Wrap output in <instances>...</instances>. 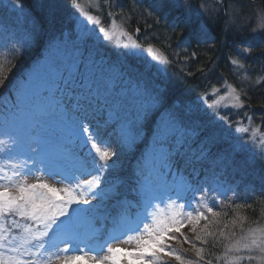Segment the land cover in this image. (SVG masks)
<instances>
[{"label":"trees","instance_id":"trees-1","mask_svg":"<svg viewBox=\"0 0 264 264\" xmlns=\"http://www.w3.org/2000/svg\"><path fill=\"white\" fill-rule=\"evenodd\" d=\"M9 2L0 0V62L5 63L7 75L0 86V129L17 119L27 117L26 124L33 120L39 124L50 113L64 112L79 123L87 122L109 143L116 155L110 161L112 167L105 181L120 178V192L127 186L133 190L129 198L135 199L133 185L141 184L145 177H151L155 187L159 180L181 186L197 203L206 193L213 210L220 213L218 217L206 213L209 220L219 221L210 224L209 231L216 232L220 243L214 246L211 237L207 245L196 240L208 221L201 220L192 236L184 231L196 247L205 249V259L198 264H206L209 259L212 264H223L216 257L224 252L225 241L219 231L225 224L228 226L225 232L235 231L237 236L239 217H246L245 230L257 223L264 226V156L251 142L246 143L250 132L235 130L237 121L249 128L264 125V82L256 83L257 77L264 75V31L257 36L253 34V0H222L223 7L210 9L203 15H188L186 9L172 0H99L97 15L102 18V24L115 20L132 34L139 29L137 36L134 35L138 42L155 46L170 61L162 70L108 43H95L90 37L79 41L74 30L72 0H54L55 29L48 23L46 13L36 7V0H19L22 11L12 6L13 1ZM34 22L41 32L38 41L31 43L28 38ZM202 27L206 32L201 31ZM13 45L21 48L15 56ZM55 45H63L70 52L71 58L66 63L74 69L56 68L57 76L43 70L46 79L41 87H30V77ZM244 47H250L252 54L245 56ZM232 57L241 59L245 68L233 66ZM224 83L242 90L245 101L243 108L219 110L229 117L231 125L217 120L214 110L200 102L213 88ZM160 89H164L167 103L153 113L151 121L139 135H134L131 144L126 143L122 123L127 125V131L135 133L139 126L138 112ZM173 106L180 118L162 144L154 137L153 130L157 125L163 127L169 118L166 110ZM193 114L198 122L215 126L221 138L220 150L235 148L229 157H200L198 142L186 139L184 132ZM248 116L252 117L251 122ZM260 134H264V126L257 139ZM71 137L61 135L77 154L86 159L95 156L94 153L88 156L90 146L80 145L78 138L73 141ZM165 156L171 159L166 162ZM217 200L225 203H216ZM237 204L248 206L236 208ZM197 205L193 203L194 210ZM233 219L237 220L236 225L232 224ZM184 244L170 246L185 259L197 261L193 244ZM242 254L256 256L255 252ZM167 264L178 261L174 259ZM242 264L258 263L246 260Z\"/></svg>","mask_w":264,"mask_h":264},{"label":"snow or ice","instance_id":"snow-or-ice-1","mask_svg":"<svg viewBox=\"0 0 264 264\" xmlns=\"http://www.w3.org/2000/svg\"><path fill=\"white\" fill-rule=\"evenodd\" d=\"M222 2V0H219ZM90 5L95 6L97 12L100 11L99 0H89ZM12 6L18 10H23V4L19 0H13ZM36 7L42 13H46L48 23L55 29L57 17L54 0H36ZM72 7L79 13L89 25L98 27L99 33L103 34L105 40H110L111 35L109 29L102 25V18L93 14L86 9L81 0H72ZM113 13H109L112 16ZM257 27L253 28V32L264 31V10L257 12ZM114 23V22H113ZM95 28L84 29L82 26L83 37H89ZM139 29H137V32ZM202 32H206L205 28H201ZM41 29L34 22L29 41L35 43L38 41ZM128 43H124V48H141V44L131 36L128 37ZM15 56L21 51V48L13 45ZM153 54V59L168 64L170 61L162 53L153 52V46L148 45L146 49ZM245 56L252 54L250 47H244ZM195 55V54H193ZM230 62L237 69H244L245 64L241 59L232 57ZM10 64V61L8 62ZM7 71H11L9 67ZM247 78V73H245ZM7 80L5 75V63L0 62V86ZM264 82V75H260L256 79V83ZM225 95H219V90L213 88L211 95L217 97L211 102L205 100L208 109H212L213 115L219 121L231 125L227 115L220 114L222 102L226 99L231 103L223 104L224 108L240 109L245 106L241 92L232 84L227 85ZM247 95V93H243ZM167 103L164 89H160L151 96V102L138 112V127L135 133L129 132L125 136V142L131 144L134 135H139L143 128L151 121L153 113L159 111ZM168 120L163 123V127L157 125L153 130V135L159 143H165L177 124L178 115L174 106L168 108ZM247 115V114H246ZM190 123L184 126L186 139L198 142L199 155L202 158H217L220 156L229 157L234 151V147L220 150L221 138L213 124H202L198 122L195 115L189 117ZM251 122L252 117L248 116ZM264 125L255 127H243L240 122H236L235 130L238 133H251L247 142H251L253 148L264 156V134L259 135L260 128ZM80 133L83 137L82 145L90 146L88 156L95 154L91 159H83L79 162L76 171L78 175L71 177L69 183L64 187H56L49 184L45 180L36 178L33 183L27 182V177L32 175V169L22 161L5 160L0 164V264H52L53 260L58 264H163L160 260L161 255L172 256L178 264H198L203 261L204 248H198L196 245L184 236L185 243H192L196 251L197 261L185 259L178 254L167 243L169 240H176L177 237L170 235L171 233H180L181 229L188 223L192 224V231H196V226L201 220L208 221L201 233H197L196 240L202 244L209 243L208 237H211L215 244L220 243L216 232L209 231V225L219 223L218 220H209L207 214L212 217H218L219 212L213 210V206L209 204L206 193L202 194L195 211V215L191 210V206L186 203H177L169 197L168 202L163 207L160 204L152 205L151 200L155 199L152 193L156 190L151 177H145L144 183L141 185L146 197H148L145 214L142 219L137 222H128L122 218L118 228L114 232L119 235L111 237L112 242H120L125 244H134V248L112 247L111 243L106 248L107 255L101 257L100 252L105 251L103 246L99 249L90 247L91 237H84L79 229V217L87 211L74 205H90L89 196L96 198L100 195L99 188L102 183L101 176L111 167L110 161L116 155L111 149L109 143L104 140L99 131H94L92 127L84 122L80 126ZM13 144L17 143L16 138L9 136L7 139H0V153L6 151L5 146L9 141ZM213 149H217L216 152ZM29 151L36 155L43 156L47 149L39 141L36 147H29ZM171 157L165 156V161H169ZM39 171V170H37ZM95 173L93 175L92 173ZM89 176L90 178H84ZM235 195V194H234ZM179 199V196L177 197ZM216 203L224 204L225 201L217 200ZM231 206V205H230ZM248 205H235L236 208ZM151 207L152 211L147 208ZM207 213V214H206ZM225 215H227L225 213ZM240 219V235L237 236L235 231L226 233L227 224L220 229L219 236L223 238L225 243L222 247L224 252L222 256H217L219 262L223 260V264H242L243 261H251L259 259L264 264V226L257 223L255 227H249L245 230L243 222L246 217ZM237 220L233 219L232 224L236 225ZM142 224V227H141ZM14 230H17L14 232ZM88 241V242H86ZM84 247H81V245ZM60 245H63L61 247ZM89 252L95 253L88 255ZM258 252L260 255L245 256L242 253ZM206 264H212V260H207Z\"/></svg>","mask_w":264,"mask_h":264},{"label":"rangeland","instance_id":"rangeland-1","mask_svg":"<svg viewBox=\"0 0 264 264\" xmlns=\"http://www.w3.org/2000/svg\"><path fill=\"white\" fill-rule=\"evenodd\" d=\"M7 2L13 0H6ZM176 5L182 6L186 9L188 15H203L208 12V10L213 8H221L223 7V2H219V0H172ZM86 9H89L93 12V14L97 15V11L95 10L94 5L89 4V0H81ZM254 5L251 8V18L255 23L254 28L257 27V12L264 10V0H253ZM10 3V2H9ZM74 30L76 32L77 39L82 41L81 39H88L83 37L82 26L84 29L95 28V31L89 36L92 42L95 43H108L114 48H121L126 50L127 52L136 54L149 63L155 64L159 69H163V63H160L153 59V54L149 53L146 49L148 45L151 44H141L138 42L134 34L128 33L122 26L117 23L115 20L110 21L107 25H103L105 28L109 29L111 39L105 40L103 34L99 33L98 27L94 25H89L83 18L80 17L79 13L74 9ZM114 22V23H113ZM260 32H253L254 35H259ZM131 36L133 39L137 40L138 43L141 44V48H124L123 44L128 43V37ZM78 44V42H76ZM79 46V44H78ZM153 46V45H152ZM65 46L58 45L54 46L50 52V54L41 61L40 66L37 68V71L33 73V75L29 79L30 87H41L42 82L44 83L45 72L58 75V72H54L56 68L67 70H73L74 66L66 63L69 58H71L70 52L64 49ZM77 52L78 49H76ZM153 52L156 54L162 53L155 46H153ZM43 70L45 72H43ZM50 76H47V78ZM228 83H224L222 86L217 87L219 90V95H225L227 92ZM213 90V89H212ZM210 95L206 98L200 100L202 105H205V100L211 102L212 99L217 98ZM231 103L229 100H225L222 102L223 104ZM31 114V113H30ZM30 114L28 116L30 117ZM45 122H40L39 124H35L36 120L30 121L26 124V119L21 118L17 119L18 121H13V123L5 124L0 129V139H7L9 136L16 138L17 143L13 144L11 140L5 146L6 151L0 153V164H2L5 160L11 159L13 161H22L28 165L29 168L32 169V175L27 177L28 183H33L36 181V178L39 177L42 180H45L49 184H52L56 187H64L69 183L71 177L78 175L76 168L79 162L85 157H82L77 154V152L72 151L69 148V142L64 141L61 138V135L64 136H72L71 139H79V144L82 145L83 137L80 133V126L76 119L73 117H69L66 114L53 115L50 113ZM55 117V118H54ZM25 119V120H24ZM16 120V119H15ZM20 121V122H19ZM84 123V122H83ZM24 125V127H22ZM122 127L126 130L125 136L129 133L127 131V125L122 123ZM76 136V137H75ZM37 141L41 142L47 149L46 153L43 156L36 155L29 151V147H36ZM39 170V171H37ZM95 175V173H92ZM109 176L107 172H105L101 176L102 183L99 188L100 195L96 198L91 196L87 197L90 201V205H74L73 207H80L83 209H87V211L83 212L79 217V229L81 234L84 237H91L89 242L90 247H95L97 249L100 246H103L105 251L99 253L101 257L107 255L106 248L109 243H111L112 247H123V248H134V244H125L120 242H112L111 237L113 235H119L118 232H114V229L118 228L119 224L122 221V218L128 222H137L138 219H142L145 214V209L148 201V197L145 196L144 191L141 188V185L144 183V179L141 184L133 185L135 186L136 194H134L135 199H129V195H132V189L127 186L122 192H120V178L114 177L110 181H105ZM84 178H90L89 176H85ZM119 183V184H118ZM159 187H155V191L152 193L155 196V199L151 200L152 205L160 204L161 207L164 206L168 202L169 197L173 200H177V203H186L191 206V210L195 215V211L193 209V203L198 204L195 201L190 199L186 193L183 192V187H178L176 185H168L163 186L159 182ZM195 195V193H193ZM179 196V199L177 197ZM90 209V211H89ZM148 211H152L151 207L147 208ZM142 227V224H141ZM188 231L191 235L192 224H186L182 229L183 235L180 233H176L178 238L176 240H169L167 243L170 245H180L184 244V236L187 234L184 231ZM17 230H14V232ZM186 231V232H187ZM175 233V232H173ZM171 233L170 235H173ZM173 235V236H175ZM192 236V235H191ZM88 242V241H86ZM185 245V244H184ZM187 245V244H186ZM63 247V245H60ZM81 247H84L82 244ZM95 253L89 252L88 255H94ZM256 256L260 254L255 252ZM174 257L161 255L160 260L163 264H167V262H173ZM258 264H261L259 259H256ZM166 261V262H165ZM52 264H58L57 261L53 260Z\"/></svg>","mask_w":264,"mask_h":264},{"label":"water","instance_id":"water-1","mask_svg":"<svg viewBox=\"0 0 264 264\" xmlns=\"http://www.w3.org/2000/svg\"><path fill=\"white\" fill-rule=\"evenodd\" d=\"M136 33V35L138 34V32H135Z\"/></svg>","mask_w":264,"mask_h":264}]
</instances>
